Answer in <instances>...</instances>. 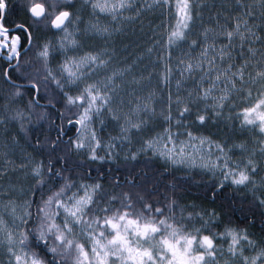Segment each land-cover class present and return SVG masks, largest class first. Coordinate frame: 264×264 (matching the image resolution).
Returning <instances> with one entry per match:
<instances>
[{"label": "snow or ice", "instance_id": "1", "mask_svg": "<svg viewBox=\"0 0 264 264\" xmlns=\"http://www.w3.org/2000/svg\"><path fill=\"white\" fill-rule=\"evenodd\" d=\"M0 264H264V0H0Z\"/></svg>", "mask_w": 264, "mask_h": 264}, {"label": "rangeland", "instance_id": "2", "mask_svg": "<svg viewBox=\"0 0 264 264\" xmlns=\"http://www.w3.org/2000/svg\"><path fill=\"white\" fill-rule=\"evenodd\" d=\"M136 29L137 30H136L135 33H131L130 32L126 37H122L118 41V43H120V44H129L128 52H131L133 54L136 51L142 49L143 42L146 41L148 39V37L151 35L150 32H147V29L145 30L146 33H147L146 35L145 34H141L140 31H139V25H136ZM125 54H127V53H125Z\"/></svg>", "mask_w": 264, "mask_h": 264}, {"label": "trees", "instance_id": "3", "mask_svg": "<svg viewBox=\"0 0 264 264\" xmlns=\"http://www.w3.org/2000/svg\"><path fill=\"white\" fill-rule=\"evenodd\" d=\"M152 19H156L155 17H152ZM95 168V166H93ZM109 167H115L111 162H105L103 167L101 168L102 171H106ZM95 174V173H93ZM204 196L203 191L200 188L192 187L189 192L186 194V199L188 201H193L200 199ZM237 218H239V214L237 213Z\"/></svg>", "mask_w": 264, "mask_h": 264}]
</instances>
